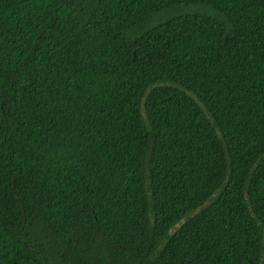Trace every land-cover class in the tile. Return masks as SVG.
I'll return each instance as SVG.
<instances>
[{
  "label": "trees",
  "instance_id": "obj_1",
  "mask_svg": "<svg viewBox=\"0 0 264 264\" xmlns=\"http://www.w3.org/2000/svg\"><path fill=\"white\" fill-rule=\"evenodd\" d=\"M0 264H264V0H0Z\"/></svg>",
  "mask_w": 264,
  "mask_h": 264
}]
</instances>
